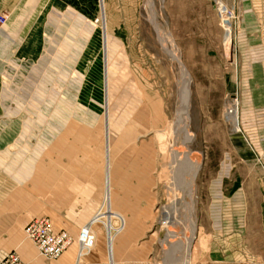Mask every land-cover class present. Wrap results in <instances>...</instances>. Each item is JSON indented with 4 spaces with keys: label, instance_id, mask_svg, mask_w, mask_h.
Masks as SVG:
<instances>
[{
    "label": "rangeland",
    "instance_id": "374dc122",
    "mask_svg": "<svg viewBox=\"0 0 264 264\" xmlns=\"http://www.w3.org/2000/svg\"><path fill=\"white\" fill-rule=\"evenodd\" d=\"M78 10L83 18L60 29L57 53L5 87L20 115L12 130H20L27 174L57 135L85 130L92 157L110 149L111 181L107 190L102 184L98 211L119 215L116 229L137 213V239L148 246L143 264H169V243L185 241L193 228L190 264H264V158L243 117L249 111L251 129L264 130V0H80L71 11ZM82 48L89 70L66 69L63 52ZM181 66L190 80L188 134ZM233 99L238 127L225 113ZM172 151L189 152L200 169L192 196L177 191L176 219L166 224Z\"/></svg>",
    "mask_w": 264,
    "mask_h": 264
},
{
    "label": "crops",
    "instance_id": "0c3cea01",
    "mask_svg": "<svg viewBox=\"0 0 264 264\" xmlns=\"http://www.w3.org/2000/svg\"><path fill=\"white\" fill-rule=\"evenodd\" d=\"M78 2L80 0H0V16H8L0 30V261L13 251L29 264H143L148 258L147 244H140L137 239L138 230L142 228L135 216L137 213H129L134 216L118 231L124 230V233L119 236L111 233L109 240L105 225L108 232L114 231L112 218L115 216L102 222L104 228L93 224L96 245L89 253L80 255L76 243L56 260L40 257L24 231L34 218L49 217L54 230H67L77 239L82 228L98 212L102 184L107 190V182L111 181V176L107 177L110 149L104 159L102 152H95L92 157L90 142L86 141L90 138L85 130L74 133L66 130L62 138L57 135L49 145V154L36 158L28 174L26 162L22 163L20 130H12V120L20 115L13 110V100L5 89L10 86L9 78L25 69H35L33 66L42 63L44 55L57 53L60 29L83 18L80 10V15L72 13L78 9ZM65 39L63 44L67 45L69 41ZM81 50L76 54L69 50L63 52L68 58L66 69L81 73L89 70L90 56L85 48ZM262 50L258 48L260 54ZM243 115L245 121L251 123L247 125L250 142L264 158V130H252V122L247 119L250 112L243 111ZM17 136L18 142L15 141ZM109 197L111 202V184ZM108 212L112 215L111 208L100 215Z\"/></svg>",
    "mask_w": 264,
    "mask_h": 264
},
{
    "label": "bare ground",
    "instance_id": "6f19581e",
    "mask_svg": "<svg viewBox=\"0 0 264 264\" xmlns=\"http://www.w3.org/2000/svg\"><path fill=\"white\" fill-rule=\"evenodd\" d=\"M162 42H163L164 51L170 56V58L173 61H176L180 64V57L174 51L170 50L171 48L169 49L164 45L165 44L164 39L162 40ZM181 68H182V71L184 74V78H183L184 85H183V89H182V107H181L182 116H183V123H182L183 129L181 130V132L183 134H185V133L188 134V131H187L188 103L187 102H188V95H189L190 80H189L188 76L186 75V73L184 72L182 66H181ZM229 120H231V122L234 124V126L238 127L239 109H236V111L233 112V115L229 116ZM186 141L187 142L191 141L190 135L188 137H186ZM186 144L187 143H185V145ZM170 157H171L170 169H171V174H172L171 176H172V182H173V184L171 185V188L174 189V190L172 189V191H174V196H173L174 199L172 200V204L169 205L168 208H166V209H168V210H166V212H165L166 214L164 215L165 216L164 221L166 224H173L174 220L176 219V212L178 210V204H179L177 191L181 190L186 195L192 196V194L194 192V183H195L196 177H197L199 169H200V164L196 163V161H194L191 158L189 152L172 151L170 154ZM187 203L183 205L184 208L189 206ZM189 208H190V206H189ZM108 215H110L111 217H114V216L116 217L117 214L112 211V215L111 214H108ZM99 218L101 219V215ZM103 221L104 220L102 219L100 221V223H102ZM175 223H177V222H175ZM173 232H175V231H173ZM169 237L174 238V237H176V234L170 233ZM195 237H196L195 229L193 228L191 236L186 237L185 241H179V242L173 243V244L169 243V249H168V251H166V253L168 255V257H167L168 263L169 264H190L191 263V261H190L191 260V254H192V243H193ZM180 252L182 254L179 256L178 253H180Z\"/></svg>",
    "mask_w": 264,
    "mask_h": 264
},
{
    "label": "built area",
    "instance_id": "2783aa9c",
    "mask_svg": "<svg viewBox=\"0 0 264 264\" xmlns=\"http://www.w3.org/2000/svg\"><path fill=\"white\" fill-rule=\"evenodd\" d=\"M7 22L5 15L0 16V30ZM238 109V103L235 99L229 100L226 106V115H233V112ZM98 211L89 224L82 228L79 236L75 239L67 230H54L53 223L47 217H38L31 220L25 227L27 239L36 249L38 255L47 260H56L60 258L76 243L79 246V254L89 253L96 245V234L92 229V225L99 223L101 219ZM98 218V219H97ZM107 238L110 239L111 233H119V229L114 228V231L108 232L105 225ZM0 264H29V262L19 253L13 251L0 261Z\"/></svg>",
    "mask_w": 264,
    "mask_h": 264
}]
</instances>
